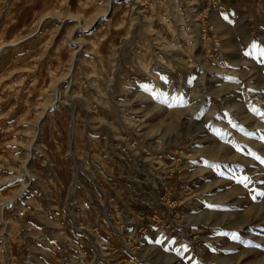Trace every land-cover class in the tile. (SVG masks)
<instances>
[{
	"label": "rangeland",
	"instance_id": "374dc122",
	"mask_svg": "<svg viewBox=\"0 0 264 264\" xmlns=\"http://www.w3.org/2000/svg\"><path fill=\"white\" fill-rule=\"evenodd\" d=\"M260 192L264 0H0V264H264Z\"/></svg>",
	"mask_w": 264,
	"mask_h": 264
},
{
	"label": "snow or ice",
	"instance_id": "6c2138e0",
	"mask_svg": "<svg viewBox=\"0 0 264 264\" xmlns=\"http://www.w3.org/2000/svg\"><path fill=\"white\" fill-rule=\"evenodd\" d=\"M253 111H255V109H253ZM245 180H247V177H244L243 179H242V181L241 182H244ZM246 186V185H245ZM258 195H260V196H264V192H260V193H258ZM255 198V197H254ZM160 241H157V243H159Z\"/></svg>",
	"mask_w": 264,
	"mask_h": 264
}]
</instances>
